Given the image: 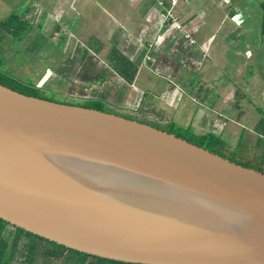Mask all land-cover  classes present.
Here are the masks:
<instances>
[{"label":"water","instance_id":"water-1","mask_svg":"<svg viewBox=\"0 0 264 264\" xmlns=\"http://www.w3.org/2000/svg\"><path fill=\"white\" fill-rule=\"evenodd\" d=\"M0 219L131 264H264V172L0 84Z\"/></svg>","mask_w":264,"mask_h":264},{"label":"crops","instance_id":"crops-1","mask_svg":"<svg viewBox=\"0 0 264 264\" xmlns=\"http://www.w3.org/2000/svg\"><path fill=\"white\" fill-rule=\"evenodd\" d=\"M112 1L105 0L114 13H69L68 19L45 13L47 21L31 22L48 54L44 61L46 49L30 50L37 60L25 62L33 74L23 75L41 89L50 79V93L71 99L64 94L69 86L85 102L143 121L159 122L142 112L148 96L156 98L166 120L197 136L212 133L231 146L255 148L242 140L246 134L258 142L256 130L264 131V62H256L264 60V0H183L175 22L164 21L153 0ZM93 4L101 1L84 0L78 8ZM252 25L259 26L258 41ZM58 29L68 38L58 40ZM186 98L192 108L182 104Z\"/></svg>","mask_w":264,"mask_h":264},{"label":"rangeland","instance_id":"rangeland-1","mask_svg":"<svg viewBox=\"0 0 264 264\" xmlns=\"http://www.w3.org/2000/svg\"><path fill=\"white\" fill-rule=\"evenodd\" d=\"M98 1H101V4L99 6L93 4V5L88 6L87 8H78L84 3V0H0V22L6 21L7 19H9L11 15L14 14L13 12H16L15 14L18 15L19 21L22 22L21 24L23 25L22 30L20 32L16 34L7 35L4 38L3 43L0 45V61H1L0 65L1 67H3L5 70H7L10 73L13 72L16 78L23 80L25 83L33 82L34 80L31 75H23L22 73V71L26 70L25 73L33 74V71H30V70H33V69H30L31 67L24 68L25 62L26 64L34 63L37 60L36 59L37 57H35V55L32 54L30 50L33 49V51H37L40 48H42L43 50L46 49L45 54L41 56L40 58V59L43 58V60L45 61V59L47 58V54H48L47 53L48 45H47V42L44 41L43 35H41L38 32L39 30H37L35 27L31 25L29 26L27 23H30V21L33 23H37L40 21L43 22L44 19L47 21L48 16H46L45 13H57L56 14L57 16H59L62 13H65L64 17H66L67 19L69 18V13H86V12L87 13H114V9L111 8L105 2V0H98ZM107 1L109 4L115 5V3L112 0H107ZM177 5L175 7H177ZM175 7L173 8V10H175ZM42 15L44 16V19L41 18L43 17ZM251 21L253 23L255 22L253 18L251 19ZM256 27H259V26L252 25V28H253L252 31L256 34L257 36L256 41H258V39L260 38V35L258 34V30L255 29ZM61 29H65V28H61ZM57 32H59L57 33L58 40L59 38L60 40H62V34H64L63 40L68 38V36L66 35L68 34V31L62 32L58 29ZM107 43L109 44V42ZM7 45L8 47H10V49L9 48L6 49ZM51 52L50 54L52 55ZM256 62L259 64L260 62H264V60H260V61L258 60ZM38 77L39 76L36 77V80L38 79ZM198 78H199V75H198ZM33 85L38 87L40 95L43 98L52 100L56 103L74 105V106L85 107V108H94V109L97 108V105H98L102 107L101 108L102 110L107 111L108 113H112L109 110H107V107L105 105L103 106L99 103L94 104L91 102H85L81 100L83 99L82 96L79 93H75V94L72 93L73 89H71V87L69 86H67V89L65 90L64 94L71 95L72 96L71 99L64 97L62 94L57 95L54 93H50L49 90L46 89L47 87L48 89H50V79L48 80V82L45 83L44 85V87H46L45 89H41L42 87L35 85V83ZM262 86L264 89V83L262 84ZM67 92H69L70 94H68ZM237 100L238 99H235V101ZM144 102L145 104L142 108V112L153 114L154 116H151V117H154L159 121V122L144 121L146 124L156 126L157 128H160L163 130L169 129V131H173L175 135H178L181 137L188 138L189 136H191V137L198 138L199 140L204 138V137H200L202 136L201 134L197 136L196 132L191 128H184L176 122H173L171 120L169 121L166 120V118L164 117L165 111L162 110V107H161L162 104L160 103V100L156 98L151 100L148 96V98ZM212 103L214 102L212 101ZM182 104L184 106L188 105V108H192V103H189V99L187 98L182 102ZM177 112H180V107L177 110ZM138 117L137 118L133 117V119H135L136 121L142 120V119H139ZM149 120L151 119L149 118ZM164 122H169V125L166 126ZM170 129H173V130H170ZM257 131H258L259 136L262 135V138L260 139L264 140V136H263L264 131L262 132V131H259L258 129L256 130V132ZM239 133H240L239 131L236 132V134H239ZM210 135H212V133L209 134V136ZM204 136L206 137V135ZM222 140L226 142L227 144L232 143V140H229L226 137L223 138ZM244 141L257 143L256 137H254L253 135L251 136L248 135V137H246V134H245L242 142ZM258 144H261V142L258 141ZM258 146H261V145H258ZM248 149H250L251 151H255V148L249 147ZM243 152L244 151L242 150V153ZM263 156H264V152H261V148H258L256 152H253L252 154L241 155L243 159H240L239 162H241L242 164L252 166L254 168L257 167L260 170L264 171V165H262V162H261V159ZM15 230L16 229L13 228L12 226L6 225L4 227L5 238L11 239L12 235L15 233ZM26 242H27V239L25 237H22L20 240V244H19L20 249L23 248V245ZM11 244L12 242L10 241L9 247L11 246ZM40 245H43V244L41 243ZM19 252H23V251L19 250ZM63 258L64 260H67L69 263H71L74 259L71 257L69 253H64L63 257L59 259L45 258L43 255H39L35 264H66L64 263ZM24 261H25V256L21 254L18 256V258L15 261L12 262V264H24L23 263Z\"/></svg>","mask_w":264,"mask_h":264},{"label":"trees","instance_id":"trees-1","mask_svg":"<svg viewBox=\"0 0 264 264\" xmlns=\"http://www.w3.org/2000/svg\"><path fill=\"white\" fill-rule=\"evenodd\" d=\"M13 13L14 14L11 15L9 19H7L4 22H0V44L3 43V40L7 35L16 34L22 30V27H23V25L21 24L22 22L19 21L18 15L15 14L16 12H13ZM27 24L30 26L31 21L30 23H27ZM0 64H1V61H0ZM0 84L10 89H13L15 90V92L23 94L27 97L41 99V100H45L49 102H54L52 100L43 98L40 95V92L36 86H34L32 83H25L23 80L16 78L13 72L12 73L8 72L3 67H1V65H0ZM99 104L103 105L102 103H99ZM70 106H74V105H70ZM82 108L108 113L107 111L102 110L101 109L102 107L98 105H97V108L95 109L85 108V107H82ZM123 117L130 119V120H135L131 117L130 118L127 116H123ZM138 121L146 124L144 121H140V120ZM149 126L154 127L158 130H162L179 139L187 141V143L189 144L198 146L199 148L205 149L212 154H215L217 156H222L235 163L242 164L241 162H239L240 159H243L241 155L252 154L253 152H256L258 148H261V152H264V140L260 139L262 138V135L257 136L258 141L261 142V144H258V142L257 144L261 146L256 145L255 151H251L248 148H246L247 149L246 150L245 147L240 149L239 147L231 146L230 144H227L226 142H224L221 138L216 137L214 135H210V136L206 135V137L200 136L204 138L199 140L198 138L191 137V136L186 138V137L175 135L173 131H169V129L163 130V129L157 128L156 126H152V125H149ZM170 130H173V129H170ZM242 150L244 151L243 153H242ZM263 158L264 156L261 159L262 165H264ZM242 165L254 168L246 164H242ZM254 169L262 171L257 167ZM6 225H9V224L0 219V264H12V262L15 261L18 258V256L21 254L25 256V261L23 262L24 264L25 263L35 264L39 255H43L45 258L59 259L63 257L64 253H69L71 257L74 258L71 263H69L67 260H64L63 258V261L66 264H131V263H124V262L94 257V256H90L87 254L79 253L73 250H69V249L64 248L63 246L49 242L43 238H40L36 235L28 233L19 228H15L16 229L15 233L12 235L11 239L5 238L4 227ZM22 237H25L27 239V242L23 245V248L20 249L19 244H20V240ZM10 241L12 242V244L9 247ZM41 243L43 245H40ZM19 250H22L23 252H19Z\"/></svg>","mask_w":264,"mask_h":264},{"label":"built area","instance_id":"built-area-1","mask_svg":"<svg viewBox=\"0 0 264 264\" xmlns=\"http://www.w3.org/2000/svg\"><path fill=\"white\" fill-rule=\"evenodd\" d=\"M162 9L164 21L175 22L173 8L183 0H153ZM14 228V227H13Z\"/></svg>","mask_w":264,"mask_h":264},{"label":"clouds","instance_id":"clouds-1","mask_svg":"<svg viewBox=\"0 0 264 264\" xmlns=\"http://www.w3.org/2000/svg\"><path fill=\"white\" fill-rule=\"evenodd\" d=\"M157 5V4H156ZM162 15H163V12H162ZM167 22V21H166ZM11 226V225H10ZM13 227V226H12Z\"/></svg>","mask_w":264,"mask_h":264},{"label":"flooded vegetation","instance_id":"flooded-vegetation-1","mask_svg":"<svg viewBox=\"0 0 264 264\" xmlns=\"http://www.w3.org/2000/svg\"><path fill=\"white\" fill-rule=\"evenodd\" d=\"M45 20V19H44Z\"/></svg>","mask_w":264,"mask_h":264}]
</instances>
